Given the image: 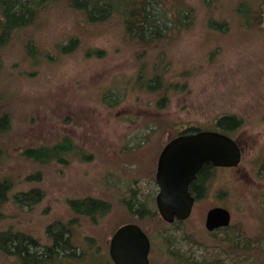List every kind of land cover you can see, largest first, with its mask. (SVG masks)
<instances>
[{"label":"rangeland","instance_id":"1","mask_svg":"<svg viewBox=\"0 0 264 264\" xmlns=\"http://www.w3.org/2000/svg\"><path fill=\"white\" fill-rule=\"evenodd\" d=\"M167 1L172 12L193 8L195 22L150 46L128 37L121 13L92 23L60 0L46 2L33 25L0 45V113L12 116L0 136V180L18 191H45L35 207L21 206L5 192L0 229L13 226L40 236L52 219H69V197L93 196L111 207L78 225L76 251L86 252L80 264H111L112 234L126 221L148 231L152 264H177L178 253L198 264H213L207 259L214 253L224 257L220 264H264V3L260 24L250 26L233 0ZM211 18L228 22L226 29L209 26ZM73 37L78 47L62 52ZM28 43L37 54L28 53ZM154 74L165 84L159 91L146 85ZM228 114L242 119L229 132L243 147L240 164L214 170L185 220L167 223L153 210L145 217L132 214L131 199L155 210L160 189L153 177L165 143L190 127L217 129V118ZM64 142L76 150L63 161L41 164L24 157L28 146ZM215 205L229 208L232 220L209 231L206 213ZM234 238L240 245L259 244V260L229 254ZM0 264L22 262L0 248Z\"/></svg>","mask_w":264,"mask_h":264},{"label":"trees","instance_id":"2","mask_svg":"<svg viewBox=\"0 0 264 264\" xmlns=\"http://www.w3.org/2000/svg\"><path fill=\"white\" fill-rule=\"evenodd\" d=\"M56 0H0V45L7 44L17 31H21L31 25H33L40 16L42 8L46 7L47 3H52ZM64 1L70 7L82 10L86 15L89 22H103L109 19L115 12L121 13L125 25L126 34L131 40L138 42L140 45L150 46L154 42L168 39L174 30L190 29L194 24L195 12L194 9L188 7L186 9H179L177 12L171 11V5L167 0H60ZM47 2V3H46ZM234 8L237 14L244 19L245 24L250 26L259 25L261 22V8L263 6V0H233ZM260 17V18H259ZM259 18V19H258ZM228 22L225 20H218L216 18L209 19V26L224 31ZM79 39L76 37L71 38L66 44H62V52H71L78 47ZM28 53L31 55L37 54V48L34 43L27 44ZM99 52V51H98ZM162 72V70H160ZM162 77L165 75L160 73ZM139 78H143V71ZM161 77L159 74H154L146 81V85L151 90L159 91L164 82L160 84ZM167 100V95H164L158 101L162 105ZM158 103V104H159ZM12 116L9 112L3 111L0 113V136L11 127ZM242 123V119L236 115L228 114L222 115L217 118V129L229 134L236 130ZM199 130L196 127H190L187 131ZM68 140V139H66ZM70 146L69 142L58 144L52 149L45 147L28 148V152L32 157L39 160H47L53 153L58 150H66ZM0 152H3L2 143H0ZM58 153V152H57ZM205 169L200 172L198 179L194 182L193 187L199 184L205 176ZM199 185V189H200ZM2 191V189H0ZM198 196L203 194V191L199 190ZM81 202H77V206H81ZM136 204L138 212L143 208V203H134L131 200L130 207L132 208ZM105 202L96 199L89 198L86 203L87 209H96L99 206H104ZM105 210L108 209V205L104 206ZM8 236V235H7ZM6 235L2 236L4 242ZM9 249L18 250L20 253H24L27 250V243L25 240L16 236L13 238H6ZM56 245L55 247L62 251L69 250V237L66 236L64 230L56 232L55 234ZM251 242V239H248ZM241 240L235 238L229 241L228 246L231 250L235 251L239 255H244L243 258L258 259L255 257L256 250H260V245H240ZM5 243V242H4ZM227 249V250H229ZM226 250V251H227ZM226 254L225 252L222 254ZM229 256L226 254V257ZM261 256H264L261 252ZM26 259H37L36 253L29 251L28 255H25ZM220 254L214 253L208 256L210 263L220 264L219 259H223ZM259 260V259H258ZM37 262L40 261L36 260ZM177 264H198L193 261H189L183 254H177Z\"/></svg>","mask_w":264,"mask_h":264},{"label":"water","instance_id":"3","mask_svg":"<svg viewBox=\"0 0 264 264\" xmlns=\"http://www.w3.org/2000/svg\"><path fill=\"white\" fill-rule=\"evenodd\" d=\"M243 157L239 141L218 129H199L172 137L158 158L156 178L160 190L158 210L167 223L185 220L193 210L196 197L192 181L206 163L215 166H238ZM229 208L215 205L207 210L205 225L209 231L229 226ZM151 240L137 223L119 226L111 237L110 255L115 264H150Z\"/></svg>","mask_w":264,"mask_h":264},{"label":"flooded vegetation","instance_id":"4","mask_svg":"<svg viewBox=\"0 0 264 264\" xmlns=\"http://www.w3.org/2000/svg\"><path fill=\"white\" fill-rule=\"evenodd\" d=\"M240 145H241V143H240ZM38 147H45V148L50 150V149L54 148L55 146L50 147V146L42 144L40 146H28V147H26L25 150L23 151V153H25L24 157H25L26 161L32 160L36 163H41V164L42 163H48L51 159L54 161H56V160L57 161H63L64 160L63 157H64V154L66 152H69L73 149L76 150V148L73 146V143L70 142V146L66 150H58L57 151L58 153L57 152L53 153L47 160H39V159L32 157V155L28 152V148H38ZM163 147H162V149H163ZM241 147H242V145H241ZM162 149H161V151H162ZM159 155H160V153H159ZM159 155H158V158H159ZM158 158H157L156 170H155V174H154L155 178L153 177V179L156 182H157L156 173H157V167H158ZM219 167L220 166H215L212 163H206L203 165V167L197 173L196 178L192 181V183L190 185V190H191L192 194L196 197L195 202H196L197 198L199 197L197 192L199 190L200 191L202 190L204 193V191L206 190V187L209 183V179L212 177V175L215 172L214 170L218 169ZM203 169H205V172H206L204 178L201 180V182L199 184H196L193 187L194 182L198 179L200 172ZM151 173L152 172H150V174ZM33 176L36 179H39V178L41 179V176H39L38 173H33ZM22 177L26 178L25 175H22ZM5 183L6 182H2L0 180V189H2V191L0 190V200H2V198L5 196V192H6V193H8L9 196H12L11 198H13V197L15 198V199L13 198L15 200V203H19V204H21V206L25 205V206L35 207L38 203L43 201V195H44L45 191L39 187H32L30 189L24 188V189L18 191V189L14 188V185H11L9 187V184L5 185ZM157 184H158V182H157ZM199 185L201 186L200 189H199ZM158 186H159V184H158ZM8 187H9V189H8ZM159 189H160V187H159ZM157 195H158V193L155 196V204L153 203V206H155L154 207L155 210L148 205L147 201H144V202L138 201V204H140V202L143 203V208L140 209V211L138 212V210L136 209V204L132 208L130 207L131 200H133L134 203H135V200L134 199L129 200L128 205H129V209L132 212V214H135L136 216H138V215L147 216L152 212V210H153V212H155L153 214H155V215L157 213L160 214V212L158 210V205H157ZM89 198H96V199H99V200L105 202V205L106 206L108 205V209L107 210L103 209V208H105L104 207L105 205L103 207L99 206L94 210L93 209H87V207H85V206H86V203L89 200ZM67 202H68L69 208L71 210L69 219H67V220L56 219V218L52 219L50 222H48L44 225L43 232L40 236H37L34 233H30L28 231H25L22 228H15L13 226H8L6 228L0 229V248H2L3 250H6L7 252H10L15 257L19 258L20 261L22 262V264H64L66 262L71 263V264H80L79 262L81 261L82 258H84L86 256V252L85 251H83V252L82 251H78V252L76 251L77 248H80L77 246L78 244L76 243V229H77L78 225L81 224L82 218H85V219L90 220V221L91 220H97L99 218V216L108 212V210L110 209L111 206H110V202H108L102 198L93 197V196H85V197H80V198L69 197ZM77 202L78 203L81 202L80 203L81 206H77ZM160 217H162L161 214H160ZM177 221H180V220H177ZM129 222L139 224L149 235L148 231L143 227V225L137 221H126V222L121 223L119 226H121L125 223H129ZM61 230H64L66 233V236L69 237V250L68 251H62V250H59L58 248L55 247V245H56L55 234H56V232H59ZM4 235H6V238L7 237L13 238L16 236L22 237L25 240V242L27 243V250L25 252V255H28L29 251H31L33 253H36V256L38 258L35 260L34 259H26L24 253H20L18 250L9 249L8 245L6 244V243H8V242H6L7 239L6 238L4 239L5 243L2 241V236H4ZM149 237H150V235H149ZM150 240H151V237H150ZM110 242H111V240H110ZM5 245H6V247H5ZM109 250H110V243H109ZM151 250H152V241H151V249L149 252L150 264H152ZM108 252L110 255V251H108ZM39 259H40V261L37 262L36 260H39ZM108 262H110L111 264H115L113 259L111 258V255L108 258Z\"/></svg>","mask_w":264,"mask_h":264},{"label":"bare ground","instance_id":"5","mask_svg":"<svg viewBox=\"0 0 264 264\" xmlns=\"http://www.w3.org/2000/svg\"><path fill=\"white\" fill-rule=\"evenodd\" d=\"M162 41V40H161ZM242 124V123H241ZM103 207V206H102ZM145 217V216H144ZM143 218V217H142ZM167 244V243H166Z\"/></svg>","mask_w":264,"mask_h":264}]
</instances>
